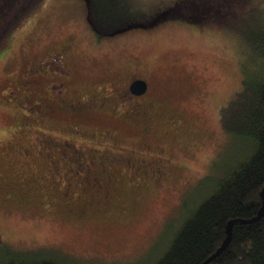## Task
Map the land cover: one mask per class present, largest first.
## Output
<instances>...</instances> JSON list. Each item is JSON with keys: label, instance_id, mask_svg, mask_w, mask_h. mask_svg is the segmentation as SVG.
<instances>
[{"label": "rangeland", "instance_id": "obj_1", "mask_svg": "<svg viewBox=\"0 0 264 264\" xmlns=\"http://www.w3.org/2000/svg\"><path fill=\"white\" fill-rule=\"evenodd\" d=\"M118 1L115 9H107L106 22L111 23L105 24L98 21L99 13L87 14L86 0H0L4 8L9 7L0 11V92L5 88L4 77L16 68L33 57L56 54L65 45L69 46L67 63L73 69L71 94H79L82 87L94 93L127 74L131 63L137 62L155 75L149 97L163 104L160 110L183 115L181 132L174 134L168 150L184 167H168L166 176L157 180L152 176L135 193L126 183L118 184L117 191L98 205L94 196L102 192L99 188L105 181L97 176L86 185L92 192L83 191L80 180L87 174L86 167L93 173L94 161L101 166L124 163L114 153L102 152L106 143L99 141L107 135L115 142L139 135L136 127L109 117L114 114L108 111L116 110L117 91L95 92L98 108L86 113L89 121H80L92 131L71 128L76 140L86 135L93 138L83 144L97 150L90 152L93 157L83 158L78 144L74 147V141L64 137L68 146L63 145L61 153L69 172L52 178L42 156L32 153L24 137L15 136L25 153L4 148L9 147L10 133L5 129L9 112L0 104V173L5 176L0 182V247L61 251L106 264L154 258L171 237L167 233L159 241L160 236L168 226L176 228L181 219L185 192L211 175L213 163L232 151L220 125V111L241 89L240 57H254L251 32L264 27V0ZM170 11L183 17L159 18ZM98 24L110 27L102 29L106 33L124 29L107 38L97 31ZM45 80L50 86L51 80ZM54 137L47 134L45 146H52ZM122 167L120 171L128 174L127 167ZM84 202L86 210L81 212Z\"/></svg>", "mask_w": 264, "mask_h": 264}, {"label": "trees", "instance_id": "obj_2", "mask_svg": "<svg viewBox=\"0 0 264 264\" xmlns=\"http://www.w3.org/2000/svg\"><path fill=\"white\" fill-rule=\"evenodd\" d=\"M118 4V0H86L88 12L99 13L98 21L105 24L111 23L106 22L110 11L107 9L112 6L115 9ZM8 8L0 2V11ZM170 16L181 15L170 11L159 18ZM103 28L110 27L98 26L104 36H113L124 29L106 33ZM251 34L254 57L247 56L245 60L240 57L241 89L220 111V125L230 138L228 145L232 151L213 163L211 175L204 176L185 192L180 204L181 219L176 228L169 230L168 226L160 236L159 241L167 233L171 237L165 240L157 256L149 260L146 256L134 264H264V212L257 221L247 222L257 217L264 205V27L253 29ZM2 36L0 28V39ZM177 133L180 132L174 134ZM175 162L184 167L183 163ZM229 221H233L229 243L211 258L227 238ZM0 264L106 263L61 251H18L3 245Z\"/></svg>", "mask_w": 264, "mask_h": 264}, {"label": "flooded vegetation", "instance_id": "obj_3", "mask_svg": "<svg viewBox=\"0 0 264 264\" xmlns=\"http://www.w3.org/2000/svg\"><path fill=\"white\" fill-rule=\"evenodd\" d=\"M97 31L99 32V30ZM113 36L116 37V35ZM54 54L33 57L25 66L16 68L13 74L4 77L5 88L0 92V104L9 112L6 113L9 115L6 119L8 127L5 129H8L10 133L9 147L5 146L4 148L17 153L21 149V153H25L26 151L19 146L15 136L24 137L29 141V149L32 153L42 156L41 158L45 162L43 166L50 172L51 178L58 173H68L67 163L61 153V147L68 146L64 137H70L74 141L72 146L75 147V143L78 144V150L82 153L83 158L86 155L93 157L90 152L93 153L97 150L83 145L88 144L89 141L92 142L93 138H88L89 136L86 135L87 138L83 136V140H76L73 133H70L71 128L80 127L81 130L92 131L93 129L85 127L86 122L81 123L80 121L83 118L89 121L86 113H90L92 108H98L95 103V92L101 89H115L118 94V97L113 100L117 103V105L115 104L116 110L108 111V113L114 114L109 117L121 118L125 124L136 127L139 130V135L135 140L119 137L116 142L111 141L110 135H107L105 139L99 141L106 143V149L102 150L103 147L101 148L102 152L114 153L116 158L118 156V159L124 163L117 162L101 166L98 161H94L96 171L93 173H96L88 172L89 168L86 167L87 174L82 175L80 180L83 185L82 190L88 189L86 185L90 183L91 179L97 176L104 178V185L99 188L102 192H96L94 196V203L99 205L101 201L106 200L105 197L113 191H117L115 187L118 184L126 183L135 193L142 186L141 184L150 180L152 176L155 177V180L166 176L168 167L183 169L181 164L175 162L173 155L168 150L174 133L181 132L179 127L182 122V114L171 111L159 113L163 104H155L149 97L150 83L155 80L152 70L133 62L129 66L128 73H124L114 83L100 86L102 88H96L94 93L91 91L92 89L82 87L79 94H71L70 84L73 69L66 59L69 57V46H61L59 52ZM45 58H48L46 62L43 61ZM48 61H50L49 64H47ZM57 62L60 63V67L53 66ZM45 79L51 80V87L47 86L48 82ZM135 81L145 83L144 93L135 94L131 90V85ZM105 90H103L104 93L108 92ZM46 126H49L50 129ZM157 127L159 129H156ZM31 129L32 131H30ZM59 131L63 134H60ZM49 133H54L56 137H54L55 143L47 147L45 145ZM49 138L51 139V137ZM139 155L142 157H138ZM122 164L127 167L129 172L126 175V172L120 171L123 168ZM79 171L82 172V169ZM133 172L138 176L137 180H135ZM4 179V174L0 173V182H4ZM67 185L69 186V184ZM91 186L92 184H90V188ZM88 192L92 191L88 189ZM81 199L79 198V200ZM80 207L82 208L81 212L86 210L85 202Z\"/></svg>", "mask_w": 264, "mask_h": 264}, {"label": "water", "instance_id": "obj_4", "mask_svg": "<svg viewBox=\"0 0 264 264\" xmlns=\"http://www.w3.org/2000/svg\"><path fill=\"white\" fill-rule=\"evenodd\" d=\"M146 89V85L143 81H135L134 83H132L131 85V90L135 93V94H142L144 93ZM264 212V205L262 210L260 211V213L258 214L257 217L248 220L247 222H253V221H257L259 219V217H261L262 213ZM232 223L233 221H229L228 222V226H227V238L224 241V243L222 244V246L211 256V258L217 256L223 249H225L229 243L230 237H231V228H232ZM209 258V259H211ZM208 259V260H209Z\"/></svg>", "mask_w": 264, "mask_h": 264}]
</instances>
